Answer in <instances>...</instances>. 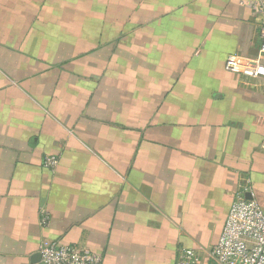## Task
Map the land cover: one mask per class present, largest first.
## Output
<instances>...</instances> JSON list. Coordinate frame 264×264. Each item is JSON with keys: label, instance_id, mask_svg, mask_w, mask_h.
Masks as SVG:
<instances>
[{"label": "crops", "instance_id": "1", "mask_svg": "<svg viewBox=\"0 0 264 264\" xmlns=\"http://www.w3.org/2000/svg\"><path fill=\"white\" fill-rule=\"evenodd\" d=\"M245 1L148 0L129 43L62 68L0 0V264H42L46 241L176 264L206 255L237 192L263 203L264 81L224 70L257 54Z\"/></svg>", "mask_w": 264, "mask_h": 264}, {"label": "built area", "instance_id": "2", "mask_svg": "<svg viewBox=\"0 0 264 264\" xmlns=\"http://www.w3.org/2000/svg\"><path fill=\"white\" fill-rule=\"evenodd\" d=\"M243 4L251 9L257 25V54L255 57L229 54L224 70L246 79L264 81V0H247ZM57 164L56 157L44 159L47 169H54ZM245 192L243 189L236 193L222 231L206 255L181 248L176 264H264V208L252 197L247 199ZM48 220V213L40 211V225L45 227ZM39 253L42 264H102L101 257L88 249L51 241L42 242Z\"/></svg>", "mask_w": 264, "mask_h": 264}, {"label": "rangeland", "instance_id": "3", "mask_svg": "<svg viewBox=\"0 0 264 264\" xmlns=\"http://www.w3.org/2000/svg\"><path fill=\"white\" fill-rule=\"evenodd\" d=\"M147 2L148 0H14V5L24 7L25 20L30 23L31 40L38 39L44 46V53L50 57L61 56L58 63L63 64V68L75 55L100 53L103 48L109 51L108 54H113L118 50L120 42L129 43L132 34L136 32V29L133 30V22L142 20L136 15L142 7L137 6ZM14 13L17 16V11ZM40 49L42 50V46ZM58 63L54 65L57 66ZM262 171L264 173V168ZM252 174L254 178H262L257 171L252 170ZM249 176L252 177L251 174ZM260 206L264 208V201Z\"/></svg>", "mask_w": 264, "mask_h": 264}, {"label": "water", "instance_id": "4", "mask_svg": "<svg viewBox=\"0 0 264 264\" xmlns=\"http://www.w3.org/2000/svg\"><path fill=\"white\" fill-rule=\"evenodd\" d=\"M247 199H249L250 197H248L247 195L245 196ZM39 256H41L40 254H39Z\"/></svg>", "mask_w": 264, "mask_h": 264}]
</instances>
